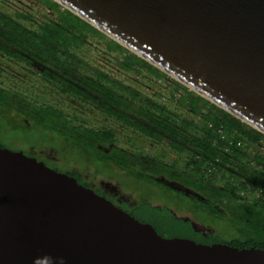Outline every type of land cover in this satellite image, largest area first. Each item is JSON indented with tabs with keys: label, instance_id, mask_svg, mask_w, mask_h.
Wrapping results in <instances>:
<instances>
[{
	"label": "water",
	"instance_id": "obj_1",
	"mask_svg": "<svg viewBox=\"0 0 264 264\" xmlns=\"http://www.w3.org/2000/svg\"><path fill=\"white\" fill-rule=\"evenodd\" d=\"M264 133V0H54ZM0 264H264L164 237L75 176L0 146Z\"/></svg>",
	"mask_w": 264,
	"mask_h": 264
},
{
	"label": "trees",
	"instance_id": "obj_2",
	"mask_svg": "<svg viewBox=\"0 0 264 264\" xmlns=\"http://www.w3.org/2000/svg\"><path fill=\"white\" fill-rule=\"evenodd\" d=\"M41 1L57 11L60 20L45 21L36 30L0 10V51L26 64L34 61L49 63L51 68L44 66L39 72L62 93L94 103L108 115L138 129L156 142L168 138V145L177 154L187 151L190 159L181 165L178 162L167 164L158 158H147L139 151L131 152L115 146L117 138L111 129L87 127L69 118L54 105L29 107L19 94L10 95L1 85L0 113L13 117V113L18 112L45 130L63 136L81 151L86 161L98 163V169L109 170L105 171L107 174L115 172L114 167H118L127 177L145 181L159 189L166 200L160 195L152 196L159 197L163 201L161 205H155L151 200L125 201L118 205L115 198L98 189L95 191L138 220L151 223L164 237L179 236L205 244L220 242L239 248L264 249V133L201 95H192L194 93L177 80L174 82L190 92L188 102L196 112L201 113L209 107L204 125L186 117L178 123V113L125 86L130 95L140 102L138 107L133 108L124 94L105 82L124 86L120 81L111 79L99 69L94 70L97 77L80 71L82 65L90 68V64L72 50L73 45L84 40L81 30L87 28L99 34L103 32L67 8L61 10L62 5L58 2ZM111 41L116 49L129 51L117 41ZM131 54L144 66L165 74L137 54ZM149 107L158 113L149 111ZM194 127L196 131H193ZM239 141L242 142L240 146ZM102 144L112 145V148L104 150L100 148ZM0 146L4 144L0 142ZM248 147L252 150L249 151ZM252 162L254 165H251ZM62 172L75 176L80 183L92 188V184L84 181L79 172L67 169ZM162 177L177 181L192 192L174 188L162 181ZM219 178L224 179L223 184L218 183ZM251 193L258 195L246 196ZM185 211L192 217L179 216ZM193 221H201L214 231L197 230Z\"/></svg>",
	"mask_w": 264,
	"mask_h": 264
},
{
	"label": "rangeland",
	"instance_id": "obj_3",
	"mask_svg": "<svg viewBox=\"0 0 264 264\" xmlns=\"http://www.w3.org/2000/svg\"><path fill=\"white\" fill-rule=\"evenodd\" d=\"M64 8L62 6L61 10ZM0 10L10 14L28 28L36 30L40 29V25L45 21L60 20L59 13L45 5L41 0H0ZM80 33L84 40L73 45L72 50L90 64V68L85 67V65L80 66L82 73L97 77L94 70L99 69L107 73L111 79L120 81L124 86L103 80L108 85L113 86L117 92L124 94V98L132 104L133 108L138 107L140 102L130 95L125 86L140 91L145 97L166 105L169 110L178 113L180 117L176 120L178 123L184 117L201 126L206 123L209 107L201 113L196 112L188 102L190 92L174 82L176 79L165 72L162 74L144 66L131 54L134 53L131 50L129 52L126 49H116L109 35L99 34L87 28H83ZM44 66L52 67L49 63L38 61L26 64L24 61L9 57L0 51V85L10 95L19 94L21 99H25L29 104V107L54 105L62 109L69 118L75 119L76 122L87 127L111 129L117 138L113 144L115 146L129 149L131 152L139 151L147 158H158L167 164L178 162L181 165L190 159L187 151L177 154L168 145V138L156 142L138 129L108 115L94 103L62 93L54 83L41 76L39 71ZM191 91L194 93H191L192 95L198 94L193 90ZM149 111L158 113L150 107ZM13 114L12 117L0 113V142L7 148L22 150L25 154L44 161L52 168L79 172L80 177L92 184L94 190L98 189L100 192L108 194L110 198H115L118 205L125 201L136 203L137 200H151L155 205L163 203L159 197L152 196H161V191L152 184L134 177H127L123 174L124 171L118 167H114L115 172L107 174L105 171L109 170L98 169V163L86 161L87 159L81 151L67 142L63 136L45 130L18 112ZM196 129L194 127L193 131ZM100 148L110 150L112 145L102 144ZM248 149L251 151L252 147H248ZM251 165H254L253 162ZM162 181L174 188L192 192L177 181L166 177H162ZM218 183L223 184L224 179L219 178ZM256 195L258 193H251L246 196L255 197ZM161 197L165 199V197ZM179 216L192 217L191 213L186 211L179 213ZM193 225L197 230L214 231L201 221H193Z\"/></svg>",
	"mask_w": 264,
	"mask_h": 264
},
{
	"label": "built area",
	"instance_id": "obj_4",
	"mask_svg": "<svg viewBox=\"0 0 264 264\" xmlns=\"http://www.w3.org/2000/svg\"><path fill=\"white\" fill-rule=\"evenodd\" d=\"M238 145H239V146H240V145H242V142H241V141H239V142H238ZM263 145H264V142H263Z\"/></svg>",
	"mask_w": 264,
	"mask_h": 264
},
{
	"label": "flooded vegetation",
	"instance_id": "obj_5",
	"mask_svg": "<svg viewBox=\"0 0 264 264\" xmlns=\"http://www.w3.org/2000/svg\"><path fill=\"white\" fill-rule=\"evenodd\" d=\"M106 196H108V194H105Z\"/></svg>",
	"mask_w": 264,
	"mask_h": 264
},
{
	"label": "bare ground",
	"instance_id": "obj_6",
	"mask_svg": "<svg viewBox=\"0 0 264 264\" xmlns=\"http://www.w3.org/2000/svg\"><path fill=\"white\" fill-rule=\"evenodd\" d=\"M183 84V83H182Z\"/></svg>",
	"mask_w": 264,
	"mask_h": 264
}]
</instances>
